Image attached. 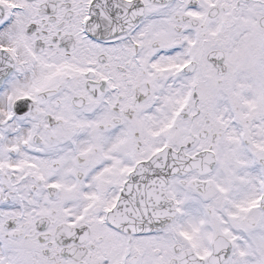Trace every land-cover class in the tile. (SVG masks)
<instances>
[{"label": "snow or ice", "instance_id": "6c2138e0", "mask_svg": "<svg viewBox=\"0 0 264 264\" xmlns=\"http://www.w3.org/2000/svg\"><path fill=\"white\" fill-rule=\"evenodd\" d=\"M0 264H264V0H0Z\"/></svg>", "mask_w": 264, "mask_h": 264}]
</instances>
